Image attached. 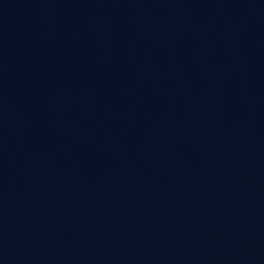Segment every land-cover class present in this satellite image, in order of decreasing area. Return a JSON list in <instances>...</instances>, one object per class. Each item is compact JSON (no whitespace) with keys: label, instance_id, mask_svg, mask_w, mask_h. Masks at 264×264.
Here are the masks:
<instances>
[{"label":"water","instance_id":"95a60500","mask_svg":"<svg viewBox=\"0 0 264 264\" xmlns=\"http://www.w3.org/2000/svg\"><path fill=\"white\" fill-rule=\"evenodd\" d=\"M183 264H264V0H137Z\"/></svg>","mask_w":264,"mask_h":264}]
</instances>
